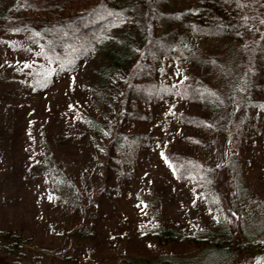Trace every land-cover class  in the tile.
Instances as JSON below:
<instances>
[{
	"label": "rangeland",
	"instance_id": "obj_1",
	"mask_svg": "<svg viewBox=\"0 0 264 264\" xmlns=\"http://www.w3.org/2000/svg\"><path fill=\"white\" fill-rule=\"evenodd\" d=\"M19 5L0 0V16L33 21ZM124 31L119 68L95 52L44 91L29 82L52 67L33 32L1 34L0 264H264V88L241 59L220 74L192 61L229 48L189 24L176 57L130 81L147 42Z\"/></svg>",
	"mask_w": 264,
	"mask_h": 264
},
{
	"label": "trees",
	"instance_id": "obj_2",
	"mask_svg": "<svg viewBox=\"0 0 264 264\" xmlns=\"http://www.w3.org/2000/svg\"><path fill=\"white\" fill-rule=\"evenodd\" d=\"M19 6L22 16L32 13L34 20L21 17V22L15 24L11 12L0 16V36L5 30L33 32L32 42L41 44V55L52 65L30 69L29 82L36 90H47L57 72H72L95 52H105L109 66L119 68L130 57L131 37L124 31L114 39L113 31L127 25L146 35L142 64L135 65L129 74L130 81L143 78L156 60L176 57L179 27L186 24L202 36L223 41L229 48L226 55L212 58L214 65L197 49L189 57L192 61L220 74L226 71L227 56L233 61L241 59L249 87L255 91L264 88V24L260 23L264 20V0H20ZM111 40L117 46L115 54L106 49ZM255 66L260 70L256 74L252 71ZM127 86V96H145L133 85ZM202 92L194 94L203 104L208 99ZM243 103L241 99L236 110L242 112ZM126 138L139 139L132 135ZM174 234L170 236L174 238Z\"/></svg>",
	"mask_w": 264,
	"mask_h": 264
},
{
	"label": "snow or ice",
	"instance_id": "obj_3",
	"mask_svg": "<svg viewBox=\"0 0 264 264\" xmlns=\"http://www.w3.org/2000/svg\"><path fill=\"white\" fill-rule=\"evenodd\" d=\"M260 23H261V24H264V20H261ZM26 66H27V65H26ZM177 75H179V72H177ZM169 112H171V109H169ZM161 157H162V158H165L163 153H161ZM165 162L167 163V160H166V159H165ZM169 166L171 167L170 164H169ZM50 199H51V197H50Z\"/></svg>",
	"mask_w": 264,
	"mask_h": 264
}]
</instances>
